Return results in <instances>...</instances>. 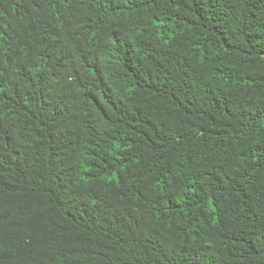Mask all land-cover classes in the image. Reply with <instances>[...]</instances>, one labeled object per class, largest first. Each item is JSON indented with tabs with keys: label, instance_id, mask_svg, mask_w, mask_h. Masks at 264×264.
<instances>
[{
	"label": "trees",
	"instance_id": "1",
	"mask_svg": "<svg viewBox=\"0 0 264 264\" xmlns=\"http://www.w3.org/2000/svg\"><path fill=\"white\" fill-rule=\"evenodd\" d=\"M0 264H264V0H0Z\"/></svg>",
	"mask_w": 264,
	"mask_h": 264
}]
</instances>
